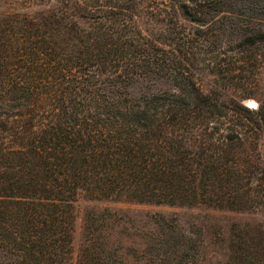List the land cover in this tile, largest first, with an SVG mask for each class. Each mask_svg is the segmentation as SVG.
Wrapping results in <instances>:
<instances>
[{
  "label": "trees",
  "instance_id": "16d2710c",
  "mask_svg": "<svg viewBox=\"0 0 264 264\" xmlns=\"http://www.w3.org/2000/svg\"><path fill=\"white\" fill-rule=\"evenodd\" d=\"M52 2L0 14V264H71L80 197L264 209V0ZM136 80L169 89L132 98ZM111 220L87 216L76 264H128ZM164 223L129 257L200 264L201 233ZM226 242L224 264H264L261 228L231 226Z\"/></svg>",
  "mask_w": 264,
  "mask_h": 264
},
{
  "label": "rangeland",
  "instance_id": "374dc122",
  "mask_svg": "<svg viewBox=\"0 0 264 264\" xmlns=\"http://www.w3.org/2000/svg\"><path fill=\"white\" fill-rule=\"evenodd\" d=\"M52 1L49 4L51 6L54 5L55 0ZM138 1L144 4H152L160 0ZM25 3L27 0H0V14L11 9L20 11ZM31 10L39 11L41 9L33 8ZM197 82L203 93H209L216 89V81L211 75L200 74ZM168 89L169 86L161 81L136 80L128 86L126 92L132 98H139ZM255 95L257 101L264 97V69L258 75ZM245 105L251 109L256 107L254 101H248ZM259 154L264 163V139L259 144ZM103 210H107L112 216L109 225L113 226H111L112 230L108 234V239L112 244L121 248L128 264H139L129 257L131 249L143 243L144 234H147L153 225H160L162 219H165V225L193 226L195 232L201 233L203 245L200 264H224L226 241L231 226L251 225L264 231V209L253 213H234L207 207L178 208L138 205L125 201L99 203L80 197L73 208V257L71 264H76L79 251L86 241L85 223L87 216Z\"/></svg>",
  "mask_w": 264,
  "mask_h": 264
},
{
  "label": "water",
  "instance_id": "95a60500",
  "mask_svg": "<svg viewBox=\"0 0 264 264\" xmlns=\"http://www.w3.org/2000/svg\"><path fill=\"white\" fill-rule=\"evenodd\" d=\"M245 106H246V105H245ZM246 108L251 109V108H249L248 106H246ZM255 108H256V107H255ZM255 108H252V109L254 110Z\"/></svg>",
  "mask_w": 264,
  "mask_h": 264
},
{
  "label": "snow or ice",
  "instance_id": "6c2138e0",
  "mask_svg": "<svg viewBox=\"0 0 264 264\" xmlns=\"http://www.w3.org/2000/svg\"><path fill=\"white\" fill-rule=\"evenodd\" d=\"M253 107H255V105H252Z\"/></svg>",
  "mask_w": 264,
  "mask_h": 264
}]
</instances>
